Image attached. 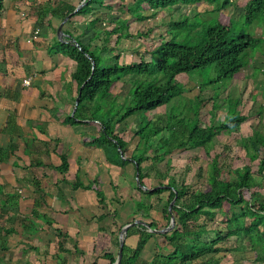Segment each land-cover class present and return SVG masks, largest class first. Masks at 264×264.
Segmentation results:
<instances>
[{"label":"trees","instance_id":"trees-1","mask_svg":"<svg viewBox=\"0 0 264 264\" xmlns=\"http://www.w3.org/2000/svg\"><path fill=\"white\" fill-rule=\"evenodd\" d=\"M83 1L84 5L72 13L65 23L70 25L74 17L81 16L84 21L86 19V24L64 29L66 35L59 42L64 52L76 62L72 79L76 83V95L80 91L76 110L66 120L70 123L76 122L77 119L79 122L98 121L101 130L100 136L95 139L96 145L104 148L103 142H106L113 148V153L106 155L107 159L119 166L131 162L134 173H137V185L134 180V188L139 192H136L139 200L134 199V207H137L134 211L138 214L142 212L138 219L143 220L144 224L139 223L128 228L125 235L138 231L139 239L134 248L123 244L121 264L136 263L147 240L157 234L154 231L159 229H164L158 233L163 237L162 250L155 251L150 261H141L140 264H211L214 256L226 249L242 253L249 250L254 253L255 264L263 263L264 195L258 190L264 185V125L258 127L261 109L247 116L238 110L240 99L227 98L228 106L224 117L217 122L211 120L206 124L199 118L201 98L198 94L193 98L188 97L197 104L194 111L169 113L152 120L146 114L174 97H184L188 90L179 81L178 76L182 73L213 66L216 74L211 82L232 78L248 63L251 50L261 49L260 53L264 56V49L260 48L264 46V36L234 30L227 23L215 21L198 31L195 44L190 45L170 38L162 41L157 47L158 58L155 61L144 59L147 51L143 50L139 53L138 60L121 63L116 58L119 54L108 55L112 51L107 44L110 41L108 37L112 32H116V42L122 37H129L130 34L117 33L121 26L115 24L116 15L112 14L110 18H106L109 10L98 13L99 6L103 5L111 10L112 3L103 0L81 2ZM201 1H217L218 9L232 2L129 0L125 4L120 0L116 9L122 10L123 13L129 12L132 18L138 19L137 12L142 2L167 8L178 3L190 5ZM76 6L77 4L61 0L55 5L53 13L63 19L74 11ZM242 11L247 21L252 22L260 18L264 23V0H246ZM90 14H94V17H88ZM104 22L105 28L102 24ZM102 27L103 30H99ZM87 30L91 31L89 36ZM117 82L128 86L125 94H117L124 96L123 99L100 113L102 100L111 96L115 98L116 93L114 96L111 88ZM114 107L115 111L111 112ZM138 113L142 114V118L131 136V141H136L128 154L129 144L122 145L118 127H121L128 117ZM248 118L257 123L254 124L252 133L242 137L239 144L244 149L249 164L234 169L227 168L228 175L223 176V168L218 161L210 158L206 169L203 170L208 183L205 190L193 188L179 174L171 172V154L174 150L202 148L208 155L216 136L238 131L240 125ZM154 138L156 144L153 142ZM4 155L6 150L0 147V160L5 158ZM60 158L61 163L54 168L65 172L68 169L67 157L62 154ZM253 162L257 163L256 173L251 168ZM198 170L200 175L201 169ZM78 186L87 187L77 178L72 187ZM244 191L249 192V199L245 198ZM96 194L99 202L103 203L105 197L102 191L96 190ZM171 201L173 202L168 209ZM155 207H162L160 210L165 220L164 225L150 215V211ZM172 223L173 226L166 230ZM29 225L31 230H34V223ZM2 230L4 233L1 236ZM12 232H15L13 228L0 227V237L4 238ZM232 237L236 240L234 247L222 244ZM117 246L119 248L118 241ZM116 254L105 253L110 264L115 263ZM92 264L96 262L93 261Z\"/></svg>","mask_w":264,"mask_h":264},{"label":"crops","instance_id":"crops-1","mask_svg":"<svg viewBox=\"0 0 264 264\" xmlns=\"http://www.w3.org/2000/svg\"><path fill=\"white\" fill-rule=\"evenodd\" d=\"M60 1L0 0V147L6 150L0 160V227L15 230L0 237V264H110L105 253L118 254L120 230L139 218L131 162L113 164L94 144L98 121L66 120L74 114L76 62L59 42L64 29L77 25L64 22L59 39L64 18L53 10ZM62 154L65 172L54 168ZM77 178L87 187H72ZM96 190L104 194L103 203ZM152 217L165 224L159 211ZM159 232L134 264L162 250ZM138 239L134 231L123 241L134 248Z\"/></svg>","mask_w":264,"mask_h":264},{"label":"rangeland","instance_id":"rangeland-1","mask_svg":"<svg viewBox=\"0 0 264 264\" xmlns=\"http://www.w3.org/2000/svg\"><path fill=\"white\" fill-rule=\"evenodd\" d=\"M71 1L73 4H79L82 0ZM103 1L112 3L111 5L113 6L111 10L107 9L104 5L103 7L99 6L98 13L109 10L107 11L108 14L106 18H110V15L112 14L116 15L115 24L121 26L117 33L130 34L129 37H122V39H119L116 42H114L116 32H112L108 37L110 38V41L107 42L109 45L108 47L112 48V51H110L108 55L119 54L116 58L121 63L138 60L139 53L143 52V50L147 51L144 59L155 61L158 58L157 47L162 41H166L170 38L184 41L190 45L195 44L198 31L215 21L227 23L234 30H244L254 35L264 36V23L262 22V19L258 18L252 22L246 20V15L242 11L246 0H232L231 3L227 4L222 9H218L217 1L212 3L201 1L190 5L178 3L167 8H159L152 6L147 2H142L140 9L137 12L138 19L132 18V15L129 12L123 13L122 10L116 9V5L120 3V0ZM123 1L126 4L129 0ZM82 19L83 17L81 16L73 18L77 27L82 26ZM105 20L106 19H104V21ZM99 30L102 31L103 27L99 28ZM260 48L264 49V46L262 45ZM260 51L261 49L251 50L248 63L232 78H227L219 82H211L216 74L213 66H206L204 68L195 69L189 73H182L178 78L186 87L185 89L188 90L185 93L186 96L174 97L167 103L160 105L155 110L148 112L146 116L152 120L160 115L167 116L169 113L176 114L179 112L187 113L188 111H194L193 109H195L197 104L189 98H193L199 94L201 104L199 106L198 114L201 121L206 124H209L211 120L217 122V120L222 119L227 111V98H237L240 99L238 110L244 115L251 116L261 109L260 111H262V113L260 114L261 116L259 118L258 126L261 128L264 125V56L261 55ZM127 88L128 86L122 82L114 83L111 91L113 95L116 93V96L114 95L115 98L111 96L107 100H102V110H100V113H103L107 108L116 105V102H120L124 96L117 94H125ZM115 109L116 108L114 107L111 112H114ZM141 115L142 114L138 113V115L128 117V119L122 123V126L118 127L119 130L123 128V131L118 134L122 145L129 144L127 150L128 154L136 141L135 139L131 141V136L137 126L140 125V118H142ZM256 123L257 122L253 121L252 118H248L240 125L238 131L229 134L222 133L216 136L214 145L210 148L208 155L205 154L202 148L174 150L171 154V172L179 174L180 177L184 178V180H186V182L193 188L205 190L208 183L203 170L206 169L207 161L210 158H215L218 161L220 167L223 168V176L228 175L226 171L227 168L234 169L235 167H241L250 163L239 142L242 137L248 136L252 133L255 127L254 124ZM153 142L154 144L157 143L156 138L153 139ZM103 146L105 155L113 153V148L107 145L106 142H103ZM114 155L115 154H113V156ZM94 165L97 167L98 163H94ZM199 168L201 169L200 175ZM251 168L253 172L256 173L258 169L257 163H251ZM136 174L134 180L137 185ZM99 178L102 179L100 175ZM93 183L94 182L91 181V184ZM123 186H125L124 183H122V187ZM121 190L123 193L125 192V189ZM134 190L136 194L138 190ZM258 190L264 195V185ZM104 191L106 192V189ZM123 195L124 194H122V196ZM164 195H166V193ZM244 196L246 199H249V192L244 191ZM136 200H139L138 197H136ZM125 207L132 206L125 204ZM161 208L162 207H155L154 210L150 211V215L152 216L153 212L158 211L161 213ZM135 209H137V207H134V210ZM140 210H142V208H140ZM141 214L142 212L140 211L138 216H141ZM160 230L162 231L163 229ZM235 241V238L232 237L225 244L224 242H222V244L234 247ZM253 258L254 253L249 250L242 253L240 251H233V249H226L217 253L211 264H255ZM261 264H264V262Z\"/></svg>","mask_w":264,"mask_h":264},{"label":"water","instance_id":"water-1","mask_svg":"<svg viewBox=\"0 0 264 264\" xmlns=\"http://www.w3.org/2000/svg\"><path fill=\"white\" fill-rule=\"evenodd\" d=\"M84 3H85L84 1L81 2V3H79V4L76 6V8L74 9V11H72L71 13L67 14V15L64 17V19L62 20V22L60 23V25H59L58 28H57V35H58L59 39H62V35H63V32H62V24H63V23H64V22H65V21H66L71 15H72V13L76 12L80 7H82V6L84 5ZM74 44L77 45L76 42H74ZM92 65H94L93 60H92ZM81 87H82V86H81ZM81 87H80V88H81ZM79 96H80V91L78 92V94H77V96H76V98H75V106H74V109H73V113H74V111H75V109H76V105H77V103H78ZM73 113H72V114H73ZM136 178H137V174H136ZM172 202H173V201H171V203L169 204V208L171 207ZM171 220H172V222H173V217H172V216H171ZM138 223H143V224H144L143 221L138 220V219H137V220L135 219V220L131 221L130 223L126 224L125 226H123L122 229L120 230V234H119V248H118V254H117V257H116V260H115V263H114V264H121V259H122V254H123V244H124L123 239H124V235L126 234L128 228H129L130 226H133V225L138 224ZM172 226H173V223H172V225H171L170 227H167L166 230H167V229H170ZM160 231H161V230H160ZM162 231H164V229H163Z\"/></svg>","mask_w":264,"mask_h":264},{"label":"built area","instance_id":"built-area-1","mask_svg":"<svg viewBox=\"0 0 264 264\" xmlns=\"http://www.w3.org/2000/svg\"><path fill=\"white\" fill-rule=\"evenodd\" d=\"M25 82L27 83L28 81L26 80Z\"/></svg>","mask_w":264,"mask_h":264}]
</instances>
